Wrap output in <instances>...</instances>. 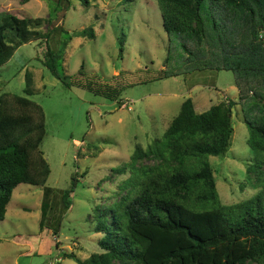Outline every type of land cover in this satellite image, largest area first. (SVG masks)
I'll return each mask as SVG.
<instances>
[{
  "label": "rangeland",
  "instance_id": "rangeland-1",
  "mask_svg": "<svg viewBox=\"0 0 264 264\" xmlns=\"http://www.w3.org/2000/svg\"><path fill=\"white\" fill-rule=\"evenodd\" d=\"M50 2L0 0V12L18 10L47 18ZM87 2L71 0L50 26L62 25L69 34L86 30L65 49L60 73L72 78L70 88L43 66V42L21 46L0 67V94L25 97L42 108L45 135L40 151L50 170L44 186L20 184L13 191L0 221V264H76L63 254L85 260L98 252L101 235L92 231L95 211L118 202L129 184L137 148L161 139L187 99L197 112L225 99L237 103L230 148L222 157H208V163L219 203L231 220L245 212L264 215V174H246L260 157L247 144L244 121L249 118L244 111L252 117L258 114L251 101L260 91L253 92L245 79L235 84L231 71L220 70L222 49H229L218 41L209 16L203 40L197 43L163 30L155 0ZM81 66L90 89L76 82ZM73 180L75 190L64 213L60 198ZM239 204L242 207L231 209ZM191 208L204 211L212 206Z\"/></svg>",
  "mask_w": 264,
  "mask_h": 264
},
{
  "label": "trees",
  "instance_id": "trees-1",
  "mask_svg": "<svg viewBox=\"0 0 264 264\" xmlns=\"http://www.w3.org/2000/svg\"><path fill=\"white\" fill-rule=\"evenodd\" d=\"M155 1L161 9L163 30L197 43L206 33L208 15L218 41L229 49H222L220 70L231 71L235 84L245 79L253 92L260 91L251 101L258 114L252 117L244 111L249 116L244 120L247 144L260 157L246 174H264V0ZM70 4L71 0L55 4L51 0L47 18L29 17L18 10L0 12V67L21 46L43 42V66L70 88L72 78L60 73L65 49L73 38L85 36L86 30L69 34L62 25L50 27ZM181 48L187 49L185 44ZM83 70L81 66L76 82L90 89ZM240 93L239 100H243L245 95ZM236 105L225 99L197 112L191 99L184 101L162 138L145 149L137 148L130 161L129 184L118 202L95 211L92 231L101 235L99 251L85 260L67 253L63 257L76 264H264V215L245 212L231 220L219 203L208 163V157H222L230 148ZM44 135L45 119L39 105L25 97L0 94V221L17 186L45 185L50 170L40 151ZM74 183L60 198L64 213L70 208ZM44 204L41 210L46 212L48 203ZM202 204L212 209L191 208ZM238 207L242 206L231 209Z\"/></svg>",
  "mask_w": 264,
  "mask_h": 264
}]
</instances>
